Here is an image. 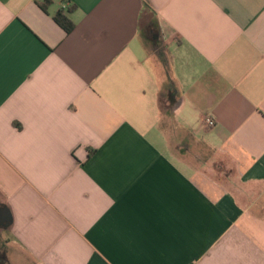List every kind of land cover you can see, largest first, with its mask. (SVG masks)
I'll return each instance as SVG.
<instances>
[{
	"label": "crops",
	"instance_id": "obj_1",
	"mask_svg": "<svg viewBox=\"0 0 264 264\" xmlns=\"http://www.w3.org/2000/svg\"><path fill=\"white\" fill-rule=\"evenodd\" d=\"M213 154L264 187V0H0V264H264Z\"/></svg>",
	"mask_w": 264,
	"mask_h": 264
},
{
	"label": "rangeland",
	"instance_id": "obj_2",
	"mask_svg": "<svg viewBox=\"0 0 264 264\" xmlns=\"http://www.w3.org/2000/svg\"><path fill=\"white\" fill-rule=\"evenodd\" d=\"M206 171L216 180L226 184L228 187L235 188L238 194L249 196L258 195L264 204V187L239 182L234 165L224 156L213 154ZM249 193V194H247ZM252 193L253 195H250ZM262 196V197H261ZM246 201V200H245Z\"/></svg>",
	"mask_w": 264,
	"mask_h": 264
},
{
	"label": "trees",
	"instance_id": "obj_3",
	"mask_svg": "<svg viewBox=\"0 0 264 264\" xmlns=\"http://www.w3.org/2000/svg\"><path fill=\"white\" fill-rule=\"evenodd\" d=\"M56 22L64 29L66 32L70 33L74 29V24L69 19V17L62 10L56 16Z\"/></svg>",
	"mask_w": 264,
	"mask_h": 264
},
{
	"label": "water",
	"instance_id": "obj_4",
	"mask_svg": "<svg viewBox=\"0 0 264 264\" xmlns=\"http://www.w3.org/2000/svg\"><path fill=\"white\" fill-rule=\"evenodd\" d=\"M11 222L12 218L8 209L0 207V225L8 226Z\"/></svg>",
	"mask_w": 264,
	"mask_h": 264
},
{
	"label": "built area",
	"instance_id": "obj_5",
	"mask_svg": "<svg viewBox=\"0 0 264 264\" xmlns=\"http://www.w3.org/2000/svg\"><path fill=\"white\" fill-rule=\"evenodd\" d=\"M69 8V3L64 4V9L67 10ZM205 127L206 128H213L217 125V120L214 116H208L205 119Z\"/></svg>",
	"mask_w": 264,
	"mask_h": 264
}]
</instances>
